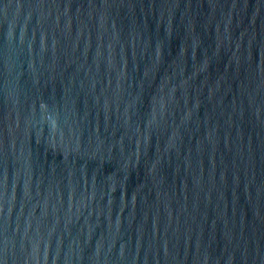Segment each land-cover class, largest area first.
<instances>
[{
    "label": "water",
    "instance_id": "water-1",
    "mask_svg": "<svg viewBox=\"0 0 264 264\" xmlns=\"http://www.w3.org/2000/svg\"><path fill=\"white\" fill-rule=\"evenodd\" d=\"M0 264H264V0H0Z\"/></svg>",
    "mask_w": 264,
    "mask_h": 264
}]
</instances>
